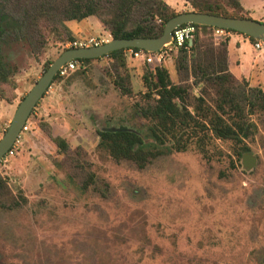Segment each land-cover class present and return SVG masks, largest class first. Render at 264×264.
Segmentation results:
<instances>
[{"label": "rangeland", "instance_id": "rangeland-1", "mask_svg": "<svg viewBox=\"0 0 264 264\" xmlns=\"http://www.w3.org/2000/svg\"><path fill=\"white\" fill-rule=\"evenodd\" d=\"M72 1L78 0H0V59L9 69L8 81L0 82V138L46 64L70 42L113 38L109 20L118 0H97V15L65 21ZM161 1L177 13L211 2L264 19V0ZM145 6L134 8L127 29L146 18L159 28L162 17L146 16ZM198 33L216 47L228 39L215 29ZM178 51L162 66L187 87L188 103L203 89L209 103H218L198 56L189 51L178 70ZM149 70L125 50L123 58L95 59L52 82L14 153L0 160L10 189L0 198V264H264V111L249 113L256 126L236 169L232 140L211 138L207 155L195 144L172 150L144 168L99 146L98 130L110 126L137 129L151 140L149 120L134 108L145 105ZM258 88L246 86L250 94ZM247 152L255 156L252 165L242 161Z\"/></svg>", "mask_w": 264, "mask_h": 264}, {"label": "trees", "instance_id": "trees-1", "mask_svg": "<svg viewBox=\"0 0 264 264\" xmlns=\"http://www.w3.org/2000/svg\"><path fill=\"white\" fill-rule=\"evenodd\" d=\"M142 4H146V16L162 17V24L156 29L150 21L142 19L134 28L127 29L130 15ZM193 10L214 13L219 15L246 17L241 13H230L218 3L204 4L192 3ZM97 0L72 1L63 9L65 21H81L89 16L97 15ZM178 14L169 9L161 0H118L115 13L109 20L110 31L113 38L119 37H150L158 36L163 31L165 22ZM250 17V16H248ZM251 18V17H250ZM185 25V24H184ZM196 27L192 43L187 42L178 51L181 57L176 62L178 70L183 64L187 65L193 54L200 62L198 68L205 78L204 85H213L219 96V102L212 105L205 98V90L196 98V103H188V90L181 83L171 80L168 70L162 65L149 64L148 74H144L147 91L144 93L145 105L134 104L136 113L149 120L148 134L151 140L146 141L142 132L128 126H110L98 130L99 146L104 148L115 160H130L138 167L144 168L153 158L172 150L184 151L191 144L207 155V143L211 138L232 140L238 148L235 150L236 158L230 159V166L236 169L239 160L250 147L245 143L251 127L256 126L249 113L264 111V90L258 88L255 93L246 89L249 82L246 78H237L228 65V39L214 46L212 41L206 44L201 40L199 29H214L207 25L194 24ZM2 30V29H0ZM238 32L232 29H226ZM240 34H244L238 32ZM245 35V34H244ZM252 41L255 39L250 37ZM73 48V47H69ZM134 49H139L133 47ZM68 48H65L66 50ZM127 48L110 52L102 57L123 58ZM196 52V53H195ZM60 55V54H59ZM95 58V59H100ZM95 59H76L80 67ZM53 62L49 61L44 71ZM204 66V67H203ZM9 69L0 59V82H7ZM61 75L57 73L53 82ZM119 84V83H118ZM121 87V84H119ZM0 97L4 93L0 88ZM250 111V112H249ZM232 112H234L232 114ZM55 141L60 149L66 150L68 144L64 138L57 136ZM224 172H221V174ZM10 193L6 178L0 173V198Z\"/></svg>", "mask_w": 264, "mask_h": 264}, {"label": "water", "instance_id": "water-1", "mask_svg": "<svg viewBox=\"0 0 264 264\" xmlns=\"http://www.w3.org/2000/svg\"><path fill=\"white\" fill-rule=\"evenodd\" d=\"M188 23L232 29L253 37L254 39H264V21L250 17H233L190 10L178 13L169 18L163 26L162 33L158 36L119 37L112 38L98 45L68 48L53 60L46 71H44L19 102L8 128L0 138V159L5 156L12 147L31 112L47 92L60 68L67 62L82 58L95 59L108 55L112 51L124 48L137 47L155 52L161 50L172 41L173 31L177 27ZM246 160L252 165L251 163L255 161V156L247 152L243 155V163H247Z\"/></svg>", "mask_w": 264, "mask_h": 264}, {"label": "built area", "instance_id": "built-area-1", "mask_svg": "<svg viewBox=\"0 0 264 264\" xmlns=\"http://www.w3.org/2000/svg\"><path fill=\"white\" fill-rule=\"evenodd\" d=\"M214 29H215V33L219 35H222V34L228 35L231 32L230 30H226L224 28L215 27ZM195 31H196V27L192 23H188V24L177 27L173 31L172 41L169 44L165 45L161 50H158L155 52H150V51L140 49V48L139 49L127 48L126 50L129 51L132 57L140 58L146 63L152 64V65H162L166 61V59L169 56H171L172 53L177 52L187 42L192 43ZM246 37L250 39V36L246 35ZM107 41L109 40L103 39V38L97 39L96 37H91L85 40H78V41L74 40L69 43V46L70 47H87V46L102 44ZM252 46L254 50H256L257 52H264V39H255L254 41H252ZM78 67H80V62L76 59L71 60L67 62L64 66H62L60 70L58 71V73L61 76L66 75L69 72L77 69ZM28 122H29V119L26 120L25 124L23 125L12 147L8 150L5 156H3L0 160H5L9 155H12L14 153V149L16 148V145L18 144L19 139L22 136V133H24V131L28 130L29 128Z\"/></svg>", "mask_w": 264, "mask_h": 264}, {"label": "crops", "instance_id": "crops-1", "mask_svg": "<svg viewBox=\"0 0 264 264\" xmlns=\"http://www.w3.org/2000/svg\"><path fill=\"white\" fill-rule=\"evenodd\" d=\"M262 14L252 16L264 21ZM228 65L237 78L244 77L250 84H256L264 90V52L254 50L252 41L246 35L232 31L228 34Z\"/></svg>", "mask_w": 264, "mask_h": 264}]
</instances>
